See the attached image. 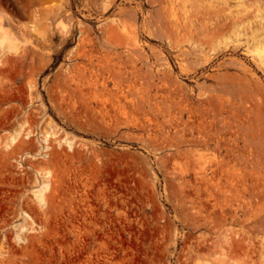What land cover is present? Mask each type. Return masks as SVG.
I'll return each mask as SVG.
<instances>
[{
	"label": "rangeland",
	"instance_id": "1",
	"mask_svg": "<svg viewBox=\"0 0 264 264\" xmlns=\"http://www.w3.org/2000/svg\"><path fill=\"white\" fill-rule=\"evenodd\" d=\"M229 1L239 33L187 2L182 36L160 0H0V264H264V0Z\"/></svg>",
	"mask_w": 264,
	"mask_h": 264
},
{
	"label": "bare ground",
	"instance_id": "2",
	"mask_svg": "<svg viewBox=\"0 0 264 264\" xmlns=\"http://www.w3.org/2000/svg\"><path fill=\"white\" fill-rule=\"evenodd\" d=\"M160 1H165L166 3H167V8L165 9V15H166V18H167V24H173L174 25V28H175V30L177 31V33H183L182 34V36L185 34V32H187L189 29H190V27H191V24H179V21H180V18L182 17V18H185L187 15H186V3L187 2H189L190 4H191V10L192 11H196V15H195V17H196V19L197 20H201V19H205V17H209L210 18V15H211V13L213 12H216V13H214V14H216L217 15V13H220V8H219V5H222V10H221V13H222V11H223V13H225L224 15H220L221 17H222V19L221 20H223V24H222V27L221 28H224V29H226V30H232V31H235L236 33H239V27H240V25H242L245 21H247V20H250V16H251V14H250V12H249V10H248V6H246L247 8H243L242 10H240V11H232L231 10V6H230V1L229 0H160ZM250 1V0H249ZM242 6V4H237V6ZM236 7V6H235ZM211 8H213V10H214V8L215 9H217V10H214V11H211ZM190 14V13H189ZM219 16V17H220ZM259 16V15H258ZM260 17V16H259ZM187 18V17H186ZM194 18V17H193ZM215 19V18H214ZM9 20V19H8ZM7 19L5 20V19H0V40H1V42L3 41V40H6V39H9L8 37H10V36H12V37H14L13 39H14V41H15V37L17 38V36H21L22 34H20L21 32H23V31H21V30H18L16 27H14L9 21H8ZM11 20V19H10ZM206 20V19H205ZM220 20V19H219ZM200 22V21H199ZM203 22V21H202ZM206 22V21H205ZM13 23V22H12ZM201 23V22H200ZM199 23V24H200ZM262 23V22H261ZM17 24V23H16ZM264 24V23H263ZM205 25H207V24H205ZM221 25H219L218 27H220ZM21 27V26H20ZM122 27V26H121ZM202 27V26H201ZM111 29V28H110ZM218 29V28H217ZM241 29H242V27H241ZM21 31V32H20ZM231 31V32H232ZM242 31H244L243 29H242ZM241 31V32H242ZM262 31V30H261ZM113 32V31H112ZM213 32H216L215 31V29H214V31ZM251 32V31H250ZM221 33V32H220ZM228 33H229V31H228ZM228 33L226 34V35H228ZM246 33V32H245ZM244 33V34H245ZM207 34H210V32L209 33H207ZM230 34V33H229ZM231 34H233V32L231 33ZM243 34V35H244ZM248 34V33H247ZM251 34V33H250ZM246 35V34H245ZM244 35V36H245ZM180 36V35H179ZM205 36H207V35H205ZM217 36V35H216ZM239 36V35H238ZM12 37H11V39L10 40H12ZM24 37H25V35H24ZM32 37V36H31ZM30 36L29 37H26L27 39L26 40H28L29 38H31ZM83 37V36H82ZM210 38V37H209ZM256 37H254V39H255ZM81 39V38H80ZM79 39V40H80ZM86 39H88V38H86ZM128 39V38H127ZM133 39V38H132ZM247 39H249V36H248V38ZM208 40V39H207ZM81 41V40H80ZM131 41V40H130ZM205 41H206V39H205ZM262 41V40H261ZM10 42V41H9ZM20 42V41H19ZM87 42H89V40H87ZM247 42V41H246ZM2 43H5V42H2ZM12 43V42H11ZM14 43V42H13ZM31 44H32V46L34 45V46H37L36 45V43H37V41L34 39V38H31V42H30ZM79 43H84V42H78V48L77 49H81V51L84 49V48H80L79 46ZM242 43V42H241ZM19 44V43H18ZM86 44H88V43H86ZM135 44H136V42H135ZM247 44H248V42H247ZM256 44L258 45V43L256 42ZM11 45V44H10ZM26 45V44H25ZM134 45V44H133ZM249 45V44H248ZM19 46V45H18ZM135 46V45H134ZM6 47H8V45L6 46ZM10 47H12V45L10 46ZM132 47V46H131ZM248 47V46H247ZM252 47V46H251ZM257 47V46H256ZM16 48V47H15ZM15 48H13V50H15ZM136 48V47H135ZM18 49V48H17ZM87 48H85L82 52H84V51H86V53H87V50H86ZM90 49V48H89ZM1 50H5V49H1ZM126 50V49H125ZM129 50H131L130 48H129ZM6 51V50H5ZM135 51H136V49H135ZM247 51H248V49H247ZM246 51V52H247ZM1 52V51H0ZM4 52V51H3ZM21 52V51H20ZM79 52V51H78ZM249 52V51H248ZM2 53V52H1ZM7 53H9L8 51H7ZM74 53V52H73ZM77 53V52H76ZM85 53V52H84ZM131 53H134V52H132L131 51ZM88 54V53H87ZM120 54V53H119ZM257 54H258V57H259V59H260V61L261 62H263L264 63V39H263V41H262V43H261V45L259 46V47H257ZM4 55V54H3ZM89 55V54H88ZM92 55V54H91ZM136 55V54H135ZM71 56H73V55H71ZM87 56V55H86ZM93 56H96V55H94L93 54ZM104 56V55H103ZM102 56V57H103ZM120 56V55H119ZM126 56V55H125ZM140 56V55H139ZM1 57V56H0ZM84 58H85V56H84ZM90 58V57H89ZM131 58V57H130ZM145 58V57H144ZM72 59V58H71ZM92 59V58H91ZM90 59V60H91ZM97 59V58H96ZM105 59V58H104ZM108 59V58H107ZM136 59V58H135ZM141 59V58H140ZM10 60V59H9ZM101 60H102V58H101ZM133 60H134V57H133ZM132 60V61H133ZM11 61V60H10ZM103 61V60H102ZM109 61V60H108ZM108 61H106V63H107V65H108V68L107 69H109V66H110V64H109V62ZM131 61V62H132ZM89 62V60H87V63ZM91 62V61H90ZM89 62V63H90ZM118 63H121L120 61H118ZM104 64H105V62H104ZM103 64V65H104ZM262 64V63H261ZM87 65V64H86ZM92 65V64H91ZM106 65V64H105ZM118 65V64H117ZM129 65V64H128ZM130 65H132V64H130ZM76 66V65H75ZM87 66H89V65H87ZM264 66V65H263ZM83 67V66H82ZM85 67V66H84ZM101 67V66H100ZM119 67V66H118ZM78 68H80V67H78ZM111 68V67H110ZM76 69V68H75ZM82 69V68H81ZM80 70V69H79ZM78 70V71H79ZM86 70H87V68H86ZM134 70V69H133ZM136 70V69H135ZM76 71V70H75ZM110 71V70H109ZM123 71V70H122ZM73 72V71H72ZM127 72H129V70L127 71ZM136 72H137V70H136ZM135 72V73H136ZM110 73V72H109ZM113 73H114V71H112V74H111V77L113 76ZM124 73V72H123ZM133 73V72H132ZM73 74V73H72ZM96 74V73H95ZM117 74V70H116V73H114V75H116ZM139 74V73H138ZM125 75V74H124ZM93 76H94V74H93ZM136 76H138V75H136ZM94 77H96V75L94 76ZM123 77V76H122ZM130 77H132V75H130ZM73 78H75V77H73ZM135 80L137 79V78H134ZM133 79V80H134ZM70 80V79H69ZM72 80V79H71ZM75 80V79H74ZM129 80V79H128ZM128 80L126 79V82H128ZM130 80H132V79H130ZM134 80V81H135ZM73 81V80H72ZM115 81V80H114ZM138 81V80H137ZM116 82V81H115ZM121 83V82H120ZM134 84H131L132 86L133 85H135V91H137V88L136 87H140V85H138L137 86V84H135V82H133ZM123 84L124 83H121L120 85L121 86H123ZM119 85H117L116 87H118ZM126 86V85H125ZM144 86V85H143ZM152 86V85H151ZM129 88V87H128ZM128 88H126L128 91H130V88L128 89ZM141 88H143L142 86H141ZM145 88H147V89H149L150 88V86L149 87H146V85L144 86V89ZM125 89V88H124ZM144 91V93H145V90H143ZM125 94H128V92L125 90ZM124 93V92H123ZM132 93H134V90H133V92ZM131 93V94H132ZM147 93V92H146ZM121 94V93H120ZM109 95V94H108ZM117 96L119 95V94H116ZM121 96V95H120ZM120 96H118V97H120ZM125 96V95H124ZM124 96H121V97H124ZM131 96V95H130ZM143 96V95H142ZM144 97V96H143ZM145 97H147V96H145ZM109 98H112V97H109ZM115 98H117V97H115ZM141 98L142 97H140V101L139 102H142V100H141ZM108 99V98H107ZM106 99V100H107ZM145 99H147V98H145ZM112 100V99H111ZM110 100V101H111ZM114 101V100H113ZM112 101V102H113ZM124 101H127V100H125L124 99ZM129 101V100H128ZM110 103V102H109ZM122 103V102H121ZM136 103V102H135ZM118 104V103H117ZM132 104H133V101H132ZM135 106H136V104H135ZM118 107V106H117ZM137 107H139V104H138V106ZM136 108V107H135ZM117 109V108H116ZM137 109V108H136ZM138 110H139V108H138ZM15 140V138L12 140V141H14ZM16 143V142H15ZM56 153V152H55ZM47 175L49 174L48 172L46 173ZM55 178V177H54ZM53 178V183L54 184H56V178L54 179ZM51 180H47V179H43V181H42V184H43V189H42V191L43 190H45L47 187H48V184H46V183H48V182H50ZM42 191H40V193H38V194H36V198H37V200H38V202H44V199H45V196H44V194L42 193ZM36 193V192H35ZM34 193V194H35ZM48 212V211H47ZM37 216V215H36ZM41 219V218H40ZM26 220V219H25ZM27 221V220H26ZM29 223V222H28ZM42 223V222H41ZM4 250V249H3ZM1 259V258H0ZM2 262V261H1Z\"/></svg>",
	"mask_w": 264,
	"mask_h": 264
}]
</instances>
